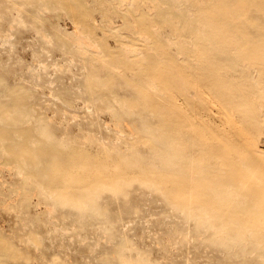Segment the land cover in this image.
<instances>
[{
    "label": "rangeland",
    "instance_id": "374dc122",
    "mask_svg": "<svg viewBox=\"0 0 264 264\" xmlns=\"http://www.w3.org/2000/svg\"><path fill=\"white\" fill-rule=\"evenodd\" d=\"M123 2L0 0V264H264V0Z\"/></svg>",
    "mask_w": 264,
    "mask_h": 264
},
{
    "label": "bare ground",
    "instance_id": "6f19581e",
    "mask_svg": "<svg viewBox=\"0 0 264 264\" xmlns=\"http://www.w3.org/2000/svg\"><path fill=\"white\" fill-rule=\"evenodd\" d=\"M121 1V3L122 4H124V5H126V3L125 2H123L124 0H120ZM203 0H197V2H196V4H199V3H201ZM134 2L135 3H137V5L138 6H141V3H140V0H134ZM132 7H127V10L128 11H126L127 12V14L129 15V16H131L132 18H135V16H136V11L135 10H133V9H131ZM151 7H149L148 9H150ZM122 13V12H121ZM206 16V12L205 11H201V10H199V11H197L196 13H195V22H196V27L198 28V27H201V26H204V25H207V24H209V26H211V27H213L214 26V23L213 22H210L209 20H208V18H206L205 17ZM209 22V23H207V22ZM110 23H111V21H110ZM144 23L145 24H147V20L146 19H144ZM207 23V24H206ZM113 25V24H112ZM147 26L149 27V29L150 30H152L154 33H158V31H156L155 29H153V27L155 26L154 24H152L150 21H149V23L147 24ZM110 27V26H109ZM112 28V27H111ZM74 33H75V35H76V39L78 40V42H82V40H83V36L81 35V34H79L80 33V30L77 28V27H75V30L73 31ZM130 33V32H129ZM128 34V33H127ZM130 36H132V38L133 39H136L137 40V42H142L143 43V51H142V55L143 56H147V54H148V51H151L152 52V50H150V49H153L151 46H149V45H147V41H148V37H146V35H145V33L144 32H141V31H132L131 33H130ZM122 37V36H121ZM119 38V39H122V38ZM125 38V37H124ZM77 42V43H78ZM75 43V42H74ZM122 46H120V48L121 49H127L128 48V45H124V44H121ZM120 49V50H121ZM157 50V49H156ZM126 51V50H125ZM125 51H123L122 53L123 54H125ZM155 52V51H154ZM157 52H158V50H157ZM122 54V55H123ZM159 54V53H158ZM150 55V54H149ZM152 56H157V55H155V53H153V55ZM113 71H115V72H118V69H117V67H114L113 68ZM145 81H146V83L145 84H147V88L148 89H152V84L151 83H148V79H145ZM258 114H263V113H261L260 111H258V110H255ZM216 113L218 114V121H219V123H221V124H223V125H225V117H224V115L222 114L221 115V113L219 112V111H217L216 110ZM220 114V115H219ZM224 118V119H223ZM143 127V126H142ZM113 131H114V133H116V136L118 137V136H120L119 135V132H118V130H117V128H114L113 129ZM228 131L229 132H231V136L232 137H235V135H236V132H235V130L233 129L232 130V127L231 126H229L228 127ZM118 132V133H117ZM238 134L239 135H241L242 137H243V139L244 140H241V142L244 144V146L247 148V154H248V156H250V158H252L253 160H254V162H262V161H264V149H262V148H260L259 147V145H258V143H257V138H255L254 136H248V137H245L246 136V134H245V131L244 130H239L238 131ZM150 150V152L153 154L154 152H155V149H149ZM178 150H181V149H178ZM179 152V151H178ZM180 153V152H179ZM181 154V153H180ZM186 153L184 154V159L186 158ZM142 166V163L141 162H139V159H137V158H135V157H131V158H129V159H127V160H125V161H123V165H121V166H123L122 168L124 169V173L127 171V168L128 167H130V166ZM179 167L180 168H182L183 170H184V166L183 165H181V164H179ZM111 225V224H110ZM103 225L102 224H98V225H96L95 226V230H100V231H102L103 230ZM111 227L109 226V229H110ZM64 229V228H63ZM65 231V230H64ZM63 231V232H64ZM100 231H98V232H100ZM62 233V232H61ZM143 256V255H142ZM134 261H138V262H140V264H154V262L153 261H151L147 256H145V257H136L135 258V260ZM196 261V260H195ZM196 263H198V262H196ZM117 264H127V260L126 259H117ZM181 264H194V259L192 260V259H190L188 256L187 257H185V258H183V260H182V263Z\"/></svg>",
    "mask_w": 264,
    "mask_h": 264
}]
</instances>
